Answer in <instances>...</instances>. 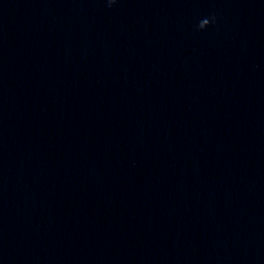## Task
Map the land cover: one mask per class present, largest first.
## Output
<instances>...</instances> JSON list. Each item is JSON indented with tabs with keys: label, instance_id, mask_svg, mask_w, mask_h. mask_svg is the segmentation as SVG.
Here are the masks:
<instances>
[{
	"label": "water",
	"instance_id": "water-1",
	"mask_svg": "<svg viewBox=\"0 0 264 264\" xmlns=\"http://www.w3.org/2000/svg\"><path fill=\"white\" fill-rule=\"evenodd\" d=\"M0 264H264V0H0Z\"/></svg>",
	"mask_w": 264,
	"mask_h": 264
}]
</instances>
